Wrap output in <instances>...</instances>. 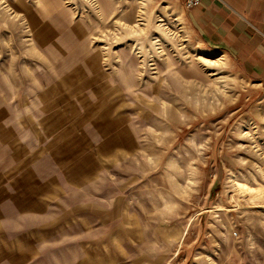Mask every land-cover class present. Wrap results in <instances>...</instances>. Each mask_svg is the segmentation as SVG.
Instances as JSON below:
<instances>
[{
  "label": "rangeland",
  "instance_id": "1",
  "mask_svg": "<svg viewBox=\"0 0 264 264\" xmlns=\"http://www.w3.org/2000/svg\"><path fill=\"white\" fill-rule=\"evenodd\" d=\"M0 264H264V84L181 0H0Z\"/></svg>",
  "mask_w": 264,
  "mask_h": 264
},
{
  "label": "crops",
  "instance_id": "2",
  "mask_svg": "<svg viewBox=\"0 0 264 264\" xmlns=\"http://www.w3.org/2000/svg\"><path fill=\"white\" fill-rule=\"evenodd\" d=\"M186 12L206 45L223 50L245 78L264 84V0H202Z\"/></svg>",
  "mask_w": 264,
  "mask_h": 264
},
{
  "label": "built area",
  "instance_id": "3",
  "mask_svg": "<svg viewBox=\"0 0 264 264\" xmlns=\"http://www.w3.org/2000/svg\"><path fill=\"white\" fill-rule=\"evenodd\" d=\"M201 2L202 0H181L185 11L192 10L193 8L197 7Z\"/></svg>",
  "mask_w": 264,
  "mask_h": 264
}]
</instances>
